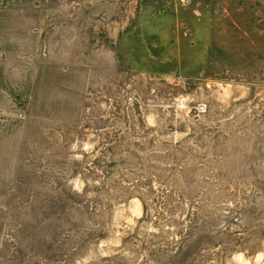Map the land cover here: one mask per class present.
I'll return each mask as SVG.
<instances>
[{
    "label": "rangeland",
    "instance_id": "rangeland-1",
    "mask_svg": "<svg viewBox=\"0 0 264 264\" xmlns=\"http://www.w3.org/2000/svg\"><path fill=\"white\" fill-rule=\"evenodd\" d=\"M0 264H264V0H0Z\"/></svg>",
    "mask_w": 264,
    "mask_h": 264
}]
</instances>
